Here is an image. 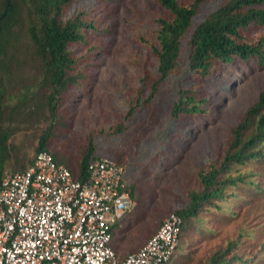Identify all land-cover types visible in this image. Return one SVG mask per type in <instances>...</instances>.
<instances>
[{
  "label": "trees",
  "instance_id": "1",
  "mask_svg": "<svg viewBox=\"0 0 264 264\" xmlns=\"http://www.w3.org/2000/svg\"><path fill=\"white\" fill-rule=\"evenodd\" d=\"M112 1L0 0V170L24 171L32 164L36 153L47 151L56 164L64 165L74 178L85 181L87 166L107 155L91 133L73 165L69 155L52 149V138L55 134L59 136L60 129L70 131L80 102L92 90L89 66L95 64L103 50L106 51L104 43L110 24L104 11ZM206 1L154 0L163 14L153 18L148 38L139 37L156 59L152 71L157 79L146 99L143 100L138 92L134 104L129 102L123 121L130 120L144 102H150L157 86L173 78L178 82L174 87L175 98L169 106V123L161 135L164 144L174 127H177L181 144L191 140L192 128L182 125L185 130L180 129L183 120L213 117L210 98L224 90L218 82L224 67L242 70L252 60L264 66V0H225L194 24ZM24 33L32 57L26 74L21 65L29 61L15 59L19 38ZM76 45H85L86 49L79 52ZM234 61L242 67L232 64ZM139 81L141 86L149 80L144 75ZM3 123L7 124L5 128L1 127ZM122 124L109 136L122 132ZM15 125L16 128H11ZM23 125L35 129L37 140L31 157L27 150L20 152L21 147L10 141L14 131ZM164 144L159 143V150H164ZM171 146L173 153L184 151L174 142ZM116 161L122 163L119 158ZM263 169L264 91H261L232 127L220 156L198 166L191 174L193 180L186 191V204L170 212L182 219L179 244L170 263L183 249L181 242L186 229H191L192 220L201 212L215 209L221 216L232 219L247 200L264 197V181L257 182L258 176H264ZM127 184L131 199H135L133 186L130 182ZM130 214L132 211L114 226L112 249L121 224L128 228ZM240 246L239 239H228L198 264H251L252 257L236 253ZM260 248L264 249V243Z\"/></svg>",
  "mask_w": 264,
  "mask_h": 264
},
{
  "label": "rangeland",
  "instance_id": "2",
  "mask_svg": "<svg viewBox=\"0 0 264 264\" xmlns=\"http://www.w3.org/2000/svg\"><path fill=\"white\" fill-rule=\"evenodd\" d=\"M224 2H204L194 24ZM104 12L110 24L109 36L104 43L106 51L103 50L95 64L89 66L92 90L80 102L70 131L60 129L59 136H53L52 149L69 155L70 163L75 165L79 150L86 144L88 134L93 133L95 141L107 154L101 158L114 161L119 158L122 161L120 165L124 167L126 180L133 186L135 195L128 228L125 229L126 225L122 223L120 233L116 235L118 239L113 242L114 251L123 257L138 250L155 233L168 213L186 204V191L193 180L191 174L198 166H204L210 159L220 156L232 127L256 101L258 94L264 91V66L252 60L242 70L224 67V74L218 80L224 90L210 98L213 117L205 120L196 116L183 120L180 129L191 127V140L181 144L177 127H174L164 144L161 135L169 123V106L175 98L174 87L178 82L173 78L157 86L150 102H144L130 120L123 121L129 102L134 104L138 92L143 100L146 99L153 81L157 79L152 71L156 59L139 37L150 36L153 18L163 14V9L154 0H114ZM18 46L15 59L29 61L21 65L23 74H26L32 65V57L25 33L20 36ZM75 47L79 52L86 49L85 45ZM232 64L242 67L236 61ZM144 75L149 81L139 86V78ZM120 123H123V131L109 136ZM6 125L3 123L1 127ZM11 128H16V125ZM26 136L29 140H25ZM36 140L35 129L23 125L20 130L14 131L10 141L21 147L20 152L27 150L31 157ZM173 142L184 151L173 153ZM159 143L165 145L163 151L159 150ZM261 180L264 181V176H258L257 182ZM236 215L227 219L215 209L201 212L192 220L191 229H186L181 242L183 249L170 264H198L216 247L233 238L241 242L236 250L238 255L252 257L251 264H264V249L260 248L264 243V197L247 200ZM240 235L241 238H237Z\"/></svg>",
  "mask_w": 264,
  "mask_h": 264
},
{
  "label": "built area",
  "instance_id": "3",
  "mask_svg": "<svg viewBox=\"0 0 264 264\" xmlns=\"http://www.w3.org/2000/svg\"><path fill=\"white\" fill-rule=\"evenodd\" d=\"M124 167L109 158L77 180L40 151L24 171L0 170V264H169L182 219L169 213L136 251L119 259L112 230L133 206Z\"/></svg>",
  "mask_w": 264,
  "mask_h": 264
},
{
  "label": "crops",
  "instance_id": "4",
  "mask_svg": "<svg viewBox=\"0 0 264 264\" xmlns=\"http://www.w3.org/2000/svg\"><path fill=\"white\" fill-rule=\"evenodd\" d=\"M133 250H135V249H133ZM124 257V256H123ZM123 257H121V258H123Z\"/></svg>",
  "mask_w": 264,
  "mask_h": 264
}]
</instances>
